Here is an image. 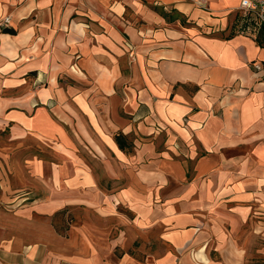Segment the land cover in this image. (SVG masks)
<instances>
[{"label": "crops", "instance_id": "1", "mask_svg": "<svg viewBox=\"0 0 264 264\" xmlns=\"http://www.w3.org/2000/svg\"><path fill=\"white\" fill-rule=\"evenodd\" d=\"M255 20L241 0H0V201L24 217L18 236L0 227V264H109L91 238L85 254L50 252L61 237L33 215L127 224L119 207L163 230L168 252L146 264L264 259Z\"/></svg>", "mask_w": 264, "mask_h": 264}, {"label": "rangeland", "instance_id": "2", "mask_svg": "<svg viewBox=\"0 0 264 264\" xmlns=\"http://www.w3.org/2000/svg\"><path fill=\"white\" fill-rule=\"evenodd\" d=\"M10 146L11 144L9 143L7 132H0V152H8V149L11 148ZM21 204L22 203H19L17 206L22 207L20 206ZM11 205L12 204L9 205L8 203L0 201V211H5V213L0 212V227L11 229V233L4 231L6 235H9L8 237H12V235L18 236L22 231L20 230L22 226L20 220L22 221L24 218L22 215L18 214L15 216L17 220L8 216L7 213L14 210ZM68 211L69 213L64 212L55 215L50 213L33 215V220L47 223L49 227L51 226L58 231L57 233L61 237L62 242L59 241L58 245L55 241L53 242L49 239L50 252L56 253L58 250L62 249L65 253H68L69 256L76 253V250H79L81 254H85L88 249V247L84 245L86 238H91L94 241L96 240L97 249L103 250L104 248V250L109 252V255L107 254L109 264H126V255L130 256L136 264H146L151 262L153 258L168 252V247L159 241L160 235L163 232L162 228L157 226L145 231L135 229L132 225L133 219H131L132 217L124 207H119L118 212L128 217L129 221L125 220L127 224H123L119 217L104 220L84 210L76 212L71 210ZM15 225L19 226L13 229ZM121 232H123L124 235H122L124 238L121 242H116L120 240L119 235ZM108 239L111 241V247L107 245L103 246V241H108ZM98 240H100L101 243H99ZM115 243H119V245L114 246ZM255 249L257 251L262 250V246H255ZM255 254L257 253L255 252ZM252 261L253 264H264L263 258L255 257ZM129 264L133 263L129 262Z\"/></svg>", "mask_w": 264, "mask_h": 264}, {"label": "built area", "instance_id": "3", "mask_svg": "<svg viewBox=\"0 0 264 264\" xmlns=\"http://www.w3.org/2000/svg\"><path fill=\"white\" fill-rule=\"evenodd\" d=\"M242 8L247 12H252L256 16L254 25L261 27L264 25V0H241ZM10 19L5 18L1 21V26H8ZM256 70H261V65H254Z\"/></svg>", "mask_w": 264, "mask_h": 264}, {"label": "trees", "instance_id": "4", "mask_svg": "<svg viewBox=\"0 0 264 264\" xmlns=\"http://www.w3.org/2000/svg\"><path fill=\"white\" fill-rule=\"evenodd\" d=\"M2 33L14 35L16 34V31L14 29L8 28L7 26H4ZM257 40L261 43L264 42V29L261 31V37L258 38ZM115 138H116L117 144L119 145L120 149L125 150L126 147L128 146L125 137L121 134H118L116 135Z\"/></svg>", "mask_w": 264, "mask_h": 264}]
</instances>
